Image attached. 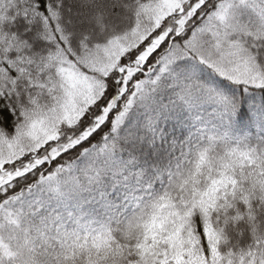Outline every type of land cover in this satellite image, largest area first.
Returning a JSON list of instances; mask_svg holds the SVG:
<instances>
[{
	"label": "snow or ice",
	"instance_id": "snow-or-ice-1",
	"mask_svg": "<svg viewBox=\"0 0 264 264\" xmlns=\"http://www.w3.org/2000/svg\"><path fill=\"white\" fill-rule=\"evenodd\" d=\"M0 264H264V0H0Z\"/></svg>",
	"mask_w": 264,
	"mask_h": 264
},
{
	"label": "trees",
	"instance_id": "trees-1",
	"mask_svg": "<svg viewBox=\"0 0 264 264\" xmlns=\"http://www.w3.org/2000/svg\"><path fill=\"white\" fill-rule=\"evenodd\" d=\"M259 130H260L259 116H257L255 122L249 120L246 121L243 125H237L232 129V133L236 137L253 136V135H257L259 133Z\"/></svg>",
	"mask_w": 264,
	"mask_h": 264
}]
</instances>
